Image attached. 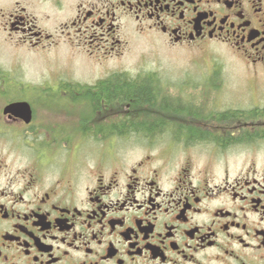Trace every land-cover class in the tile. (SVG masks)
<instances>
[{
    "label": "flooded vegetation",
    "instance_id": "obj_1",
    "mask_svg": "<svg viewBox=\"0 0 264 264\" xmlns=\"http://www.w3.org/2000/svg\"><path fill=\"white\" fill-rule=\"evenodd\" d=\"M1 9L10 38L45 55L35 84L15 82L24 57L0 66V264H264V87L152 84L149 101L105 91L142 85L110 62L128 30L194 64L206 51L212 68L209 47L222 46L258 78L264 0Z\"/></svg>",
    "mask_w": 264,
    "mask_h": 264
},
{
    "label": "rangeland",
    "instance_id": "obj_2",
    "mask_svg": "<svg viewBox=\"0 0 264 264\" xmlns=\"http://www.w3.org/2000/svg\"><path fill=\"white\" fill-rule=\"evenodd\" d=\"M0 12H2L1 0ZM30 12L36 15L43 13L41 9L36 7L30 9ZM126 42L124 48L110 62L114 66H119L125 74L135 75L136 79L148 77L155 84H231L233 86L244 85L245 87L246 84H258L256 87H264V74L260 73L261 75L259 74L260 76L256 79L251 78V75L242 67V64L232 56H228L229 52L222 46L209 47L211 51L216 52L220 60V63L212 68L207 62L206 51L198 58L199 62L194 64L189 61L187 56L189 52L180 48L170 49L154 38L153 35H139L132 30H128L126 32ZM63 47L57 49L58 52L55 55H61ZM13 53L16 57L15 60L12 59ZM43 55L45 53L37 56V53L34 54L21 48L0 26V66L12 70L16 59L25 58L20 74H17L19 72L17 71L13 75L16 78L15 82H18L17 84L42 82L39 75L44 71L42 70L44 65L41 64L42 60L40 58ZM30 56H37V61L32 62L33 59ZM39 62L40 64H38ZM99 69L102 70L100 66H94L95 73ZM154 70L155 72H153ZM185 70L187 71L185 72ZM1 73L0 84L1 76L6 75ZM125 81H128V79ZM0 146H2L1 142ZM257 159L258 161L264 160V151L259 153Z\"/></svg>",
    "mask_w": 264,
    "mask_h": 264
},
{
    "label": "trees",
    "instance_id": "obj_3",
    "mask_svg": "<svg viewBox=\"0 0 264 264\" xmlns=\"http://www.w3.org/2000/svg\"><path fill=\"white\" fill-rule=\"evenodd\" d=\"M4 76H1V79H3ZM135 80V84H142L140 86H136V87H132V86H125V87H107L105 88V91L108 92V94L111 95H118L120 97H124L127 96L128 94L130 95H135L136 97H139L143 100L149 101L151 97L154 96V94L156 93L155 91L152 90L151 85L155 84V82L153 83V81L148 78L145 77L143 78H138V79H134ZM115 84H124V82L121 81H116ZM166 105L170 106L169 102H165ZM139 128H144L143 124H138L137 125Z\"/></svg>",
    "mask_w": 264,
    "mask_h": 264
}]
</instances>
